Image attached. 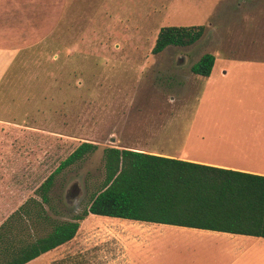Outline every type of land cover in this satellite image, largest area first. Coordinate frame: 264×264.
I'll use <instances>...</instances> for the list:
<instances>
[{
	"label": "rangeland",
	"instance_id": "rangeland-1",
	"mask_svg": "<svg viewBox=\"0 0 264 264\" xmlns=\"http://www.w3.org/2000/svg\"><path fill=\"white\" fill-rule=\"evenodd\" d=\"M200 25L193 45L152 53L162 27ZM206 53L212 73L193 74ZM208 120L225 137L264 135V0H0V225L27 205L18 238L86 208L105 147L190 156ZM85 141L96 152L57 175L39 217L36 189ZM106 219L89 214L77 241L28 264L92 261L74 246ZM250 239L234 252L168 237L149 264H264V239Z\"/></svg>",
	"mask_w": 264,
	"mask_h": 264
},
{
	"label": "trees",
	"instance_id": "trees-1",
	"mask_svg": "<svg viewBox=\"0 0 264 264\" xmlns=\"http://www.w3.org/2000/svg\"><path fill=\"white\" fill-rule=\"evenodd\" d=\"M204 30L202 25L162 27L151 51L157 54L168 46L193 45ZM214 63V55L206 53L192 65L191 72L209 77ZM97 148L91 142L78 143L41 183L35 191L41 203L31 200L39 217L43 204L54 209L50 193L57 175ZM102 163L103 181L90 195L86 208L71 221L51 224L48 232L33 239L18 238L15 231L26 229L22 220L30 213L24 205L1 224L0 264H26L69 242L89 214L264 239L262 175L120 147H105Z\"/></svg>",
	"mask_w": 264,
	"mask_h": 264
},
{
	"label": "crops",
	"instance_id": "crops-1",
	"mask_svg": "<svg viewBox=\"0 0 264 264\" xmlns=\"http://www.w3.org/2000/svg\"><path fill=\"white\" fill-rule=\"evenodd\" d=\"M210 123L212 124L210 125ZM201 125L205 128V133L200 135V140L196 141L191 138L189 141L190 156L147 153L264 176V135L259 137L245 135L240 136L242 138H229L225 137L223 130L217 127V121L208 120L201 123ZM127 149L146 152L136 148ZM106 218L108 219L89 229L83 244L74 246L79 249L80 245L87 243L88 247L93 250L92 261L88 260L87 262L86 258L83 260L78 258L79 260L70 264H149L156 257V254L150 257L151 254L148 253L157 252L165 244L163 240L173 236L178 238L192 234L198 240L208 238L209 241L231 247L234 252L237 251L238 246H244L251 238V236L246 235L181 226ZM82 222H80L79 229L72 240L45 254L50 256L53 251L66 249L68 245L77 241ZM159 245L162 246L159 247ZM87 249L85 248V251ZM62 263L58 262L56 264Z\"/></svg>",
	"mask_w": 264,
	"mask_h": 264
}]
</instances>
